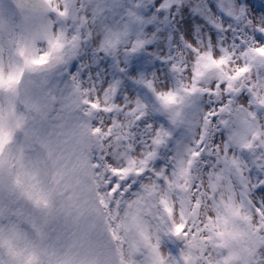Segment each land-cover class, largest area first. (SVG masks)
<instances>
[{"label": "snow or ice", "instance_id": "obj_1", "mask_svg": "<svg viewBox=\"0 0 264 264\" xmlns=\"http://www.w3.org/2000/svg\"><path fill=\"white\" fill-rule=\"evenodd\" d=\"M14 10L43 24L37 63L73 61L100 191L140 264H264V0Z\"/></svg>", "mask_w": 264, "mask_h": 264}, {"label": "rangeland", "instance_id": "obj_2", "mask_svg": "<svg viewBox=\"0 0 264 264\" xmlns=\"http://www.w3.org/2000/svg\"><path fill=\"white\" fill-rule=\"evenodd\" d=\"M45 38L41 21L0 0V264H140V243L100 191L96 139L72 91L73 61L52 74L32 72ZM22 174L45 200L43 211L19 199L15 183Z\"/></svg>", "mask_w": 264, "mask_h": 264}, {"label": "water", "instance_id": "obj_3", "mask_svg": "<svg viewBox=\"0 0 264 264\" xmlns=\"http://www.w3.org/2000/svg\"><path fill=\"white\" fill-rule=\"evenodd\" d=\"M17 4H20L22 0H14ZM59 67V63L55 60L52 54L49 56L48 61L44 63L38 64V69H36V73L49 72ZM17 190L20 193L21 197L27 202L29 205L39 210L42 208L43 204L41 201L36 200V198L31 195L26 188L25 181L22 179L18 185Z\"/></svg>", "mask_w": 264, "mask_h": 264}, {"label": "clouds", "instance_id": "obj_4", "mask_svg": "<svg viewBox=\"0 0 264 264\" xmlns=\"http://www.w3.org/2000/svg\"><path fill=\"white\" fill-rule=\"evenodd\" d=\"M39 47H40V48H43V47H46V46L41 44V45H39Z\"/></svg>", "mask_w": 264, "mask_h": 264}]
</instances>
